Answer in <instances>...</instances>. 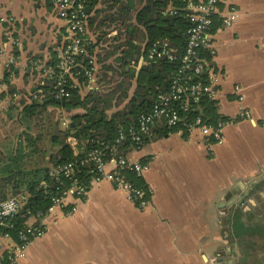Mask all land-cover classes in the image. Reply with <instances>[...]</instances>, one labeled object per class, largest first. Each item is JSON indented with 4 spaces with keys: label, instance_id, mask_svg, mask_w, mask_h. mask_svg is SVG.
Instances as JSON below:
<instances>
[{
    "label": "crops",
    "instance_id": "obj_1",
    "mask_svg": "<svg viewBox=\"0 0 264 264\" xmlns=\"http://www.w3.org/2000/svg\"><path fill=\"white\" fill-rule=\"evenodd\" d=\"M94 1L90 42H96L93 30L100 16L110 11L108 1ZM132 1L140 6V0ZM224 1L239 16L229 26L215 21L212 27L216 51L209 68L218 76L216 111L231 117L244 106L252 118L226 126L223 143L210 148L197 135L173 131L131 150V158L148 162L143 180L154 189L151 203L139 208L123 190L101 180L84 199L47 215L44 235L30 243L17 264H264L262 238L260 247H249L251 258L241 263L242 236L233 227L238 222L264 229V0ZM1 15L14 18L21 44L9 45L2 58L0 137L12 122L7 119L9 105L21 97L31 102L32 87L44 80L33 62L46 63L63 42V22L52 0H0ZM3 30L0 23V37ZM115 34L111 28L106 38ZM107 44L99 42L94 51ZM12 57L10 68H4ZM235 85L242 86V100ZM237 209L245 212L237 217Z\"/></svg>",
    "mask_w": 264,
    "mask_h": 264
},
{
    "label": "trees",
    "instance_id": "obj_2",
    "mask_svg": "<svg viewBox=\"0 0 264 264\" xmlns=\"http://www.w3.org/2000/svg\"><path fill=\"white\" fill-rule=\"evenodd\" d=\"M105 1H108L106 9L110 11L102 14L97 21L93 30L96 42L87 44L88 56L95 55V60L100 64L99 87L87 89L86 79L81 74L77 81L83 85L70 87L66 98L56 99L53 95L56 76L52 74L32 87L37 96L32 97L31 102L26 103L21 97L7 108V119L12 122L5 128L7 133L0 137V200L19 192L26 195V200L14 217L15 227L9 230L15 239L26 221L28 210L32 213L46 212L50 205L38 187L41 180L48 179L50 168L82 158L91 149L101 147L100 143L115 144L117 130L135 126L138 117L151 110L157 93L169 88L177 70V64L173 62L155 60L140 64L139 59L148 43L162 37H168L177 51L183 49L188 21L181 14L163 13L169 4L179 6V0H140L138 7L134 6L132 0ZM94 3V0H87L89 16ZM109 27L116 30V34L106 38ZM106 41V47L94 51L95 45ZM57 49L43 64L44 67L55 69ZM111 56L114 57L108 61ZM88 59L84 57V65H87ZM9 88L11 92L16 91L11 85ZM201 103L210 122L214 123L220 118L216 111V100L203 98ZM65 117L68 119L66 127L59 126ZM173 131L176 129L159 127L142 144ZM69 137L79 142L76 154L68 142ZM117 147L121 152H127L137 145L127 139ZM91 169L90 164L80 167L76 175L86 180ZM127 175L131 182L144 185V180L134 173L127 172ZM244 212L237 209L234 215L238 217ZM233 227L237 236H242L238 243L243 252L241 263H244L246 258H251L249 247L255 249L260 247L261 238L264 241V229L262 225L246 226L238 222ZM246 235L258 237L259 241H247Z\"/></svg>",
    "mask_w": 264,
    "mask_h": 264
},
{
    "label": "built area",
    "instance_id": "obj_3",
    "mask_svg": "<svg viewBox=\"0 0 264 264\" xmlns=\"http://www.w3.org/2000/svg\"><path fill=\"white\" fill-rule=\"evenodd\" d=\"M55 15L63 22V42L56 51L55 69L44 67L33 62L35 69L45 77L56 76L54 98L64 99L69 95L70 87H80L77 78L83 75L86 88H98V68L93 56L87 54V28L89 13L87 0H52ZM180 5L169 4L163 11L165 15H183L189 25L185 32V45L181 51L171 43L168 37L155 39L148 43L140 56V64L146 61L163 60L177 64L169 88L157 93L152 102L151 110L141 114L135 126L127 130L119 128L115 144H103L91 149L84 157L75 158L66 163L50 168L48 179L41 180L38 187L49 200L46 212H26V221L18 230L16 239L10 234L14 229V217L20 210L26 195L23 192L10 194L0 200V264H17L25 256L30 243L44 235L46 231V216L56 208L63 207L69 201L84 199L90 187L101 181L109 180L115 188L125 192L127 198L139 208H145L153 199L154 189L150 185H137L131 182L127 172L142 178L148 170V162L133 159L129 156L131 150L140 149L143 141L151 137L159 127L175 128L185 136L197 135L207 147L222 144L226 126L237 119L252 118L251 111L241 106L236 115L226 116L210 122L204 114L201 103L203 98L216 100L219 95L218 76L212 72L210 60L215 54L212 39V27L215 21L221 26L233 24L239 16L238 9L226 4L224 0H179ZM4 25L0 37V68L7 47L20 46V40L15 37L14 18L0 16ZM210 59H207L206 56ZM88 63L84 65V57ZM81 57V58H80ZM13 57L4 63V68H10ZM70 79V81H69ZM234 93L238 99L244 98L242 86L235 85ZM37 95L34 94L33 97ZM68 120L61 119L66 127ZM264 125V119L262 120ZM130 140L137 147L127 152H121L117 144ZM75 154L79 142L68 138ZM92 165L88 179L83 180L76 175L78 168Z\"/></svg>",
    "mask_w": 264,
    "mask_h": 264
},
{
    "label": "rangeland",
    "instance_id": "obj_4",
    "mask_svg": "<svg viewBox=\"0 0 264 264\" xmlns=\"http://www.w3.org/2000/svg\"><path fill=\"white\" fill-rule=\"evenodd\" d=\"M95 59H96V58H95ZM97 63H98V62H97ZM98 65H99V63H98ZM99 75H100V73H99V71H98V77H99ZM82 90L85 91L86 88H83ZM61 127H63V126H61Z\"/></svg>",
    "mask_w": 264,
    "mask_h": 264
}]
</instances>
